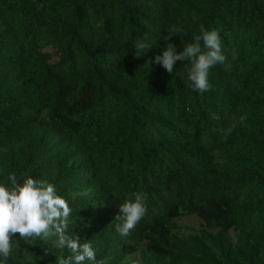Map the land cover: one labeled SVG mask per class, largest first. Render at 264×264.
I'll list each match as a JSON object with an SVG mask.
<instances>
[{"label": "trees", "instance_id": "16d2710c", "mask_svg": "<svg viewBox=\"0 0 264 264\" xmlns=\"http://www.w3.org/2000/svg\"><path fill=\"white\" fill-rule=\"evenodd\" d=\"M201 25L226 57L203 93L186 61L146 63ZM11 173L55 185L67 234L107 264H264V0H0V183ZM137 192L147 212L121 237ZM61 255L20 240L6 264Z\"/></svg>", "mask_w": 264, "mask_h": 264}, {"label": "clouds", "instance_id": "9594fccd", "mask_svg": "<svg viewBox=\"0 0 264 264\" xmlns=\"http://www.w3.org/2000/svg\"><path fill=\"white\" fill-rule=\"evenodd\" d=\"M174 31L179 32L180 29ZM199 31L194 42L183 46L180 52L170 42L173 35L168 34L164 40L169 42L162 55H156L154 61L146 63L154 62L172 73L177 61H186L183 66L190 88L203 93L212 87L209 80L211 70L218 64H224L226 57L216 30L208 31L201 25ZM146 39L145 36L144 40L133 45L137 58L152 48L144 42ZM7 181L6 184L0 183V258L5 264L20 240L48 241L52 238H55L56 247L70 253L66 258L62 255L56 257L57 264H107L104 259L97 260L90 241L81 243L79 236L73 238L67 234L72 209L67 200L58 195L55 185L31 176L21 182L15 173L9 174ZM134 195V200H125L118 205L119 214L115 220L120 223L116 225V231L121 237L130 235L147 212V194L137 192Z\"/></svg>", "mask_w": 264, "mask_h": 264}, {"label": "rangeland", "instance_id": "374dc122", "mask_svg": "<svg viewBox=\"0 0 264 264\" xmlns=\"http://www.w3.org/2000/svg\"><path fill=\"white\" fill-rule=\"evenodd\" d=\"M184 226L188 227H199V220L196 217H190V218H183L179 221Z\"/></svg>", "mask_w": 264, "mask_h": 264}]
</instances>
